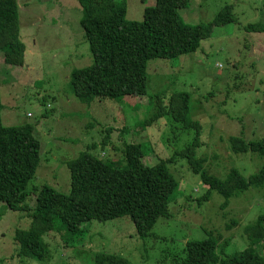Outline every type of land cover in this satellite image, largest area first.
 Here are the masks:
<instances>
[{"label":"rangeland","instance_id":"374dc122","mask_svg":"<svg viewBox=\"0 0 264 264\" xmlns=\"http://www.w3.org/2000/svg\"><path fill=\"white\" fill-rule=\"evenodd\" d=\"M17 3L25 61L22 67H10L0 53V96L3 125H35L42 143L43 160L29 185L34 193L31 208L37 206L35 191L45 185L70 193L66 163L87 149L104 160L122 161L125 143L142 145L147 162L169 161L179 183L171 216L161 218L153 231L159 240H140L130 217L91 222L83 247L69 246L52 234L48 264H96L98 255L125 258L131 264H176V258H184L187 242L210 235L220 246L230 241L239 254L248 250L245 229L264 212V187L235 195L229 206L222 194L212 192L200 207L198 199L207 187L177 154L193 145L196 131L177 124L168 109L174 95L190 94L189 118L201 126L195 156L205 160L210 174L226 179L232 169H239L249 178L260 171L263 159L251 152L235 153L231 138H264V33L247 29L264 25V0H193L189 8L179 10L187 24L209 23L228 5L235 8L236 23L216 28L194 54L152 61L148 97L98 100L91 106L83 105L70 87L72 73L93 64L79 1ZM156 3L128 0V19L144 21L146 8ZM109 129L111 138L104 147ZM18 230L39 232L40 227L29 212H13L0 202V264H41L19 254L14 242ZM261 248L257 250L264 258Z\"/></svg>","mask_w":264,"mask_h":264},{"label":"trees","instance_id":"16d2710c","mask_svg":"<svg viewBox=\"0 0 264 264\" xmlns=\"http://www.w3.org/2000/svg\"><path fill=\"white\" fill-rule=\"evenodd\" d=\"M82 8L81 26L89 43L93 64L76 70L70 77V87L76 98L91 106L96 101L117 102L124 97H148L149 65L155 60L174 61L196 53L202 42L211 38L218 27L234 24V7L228 5L209 23L187 24L179 13L189 8L193 0H157L145 10L142 22L128 19V0H78ZM248 30L264 33V25L253 24ZM0 53L10 67H22L26 48L20 37L17 0H0ZM191 96L179 93L172 97L168 115L177 124L195 130L194 143L177 154L188 160L195 175L200 177L207 192L198 199L201 207L212 192L231 199L251 187H264V163L260 171L244 177L232 169L226 179L210 174L205 160L196 158L201 126L189 118ZM0 96V202L13 212H29L40 231L18 230L14 242L20 255L36 259L41 264L50 261L49 238L52 234L69 246L83 247L90 227L88 223H106L130 217L139 239L159 240L153 233L161 218L171 216V207L179 194V183L169 161H148L147 148L124 144L122 161L104 160L89 149L66 163L70 171L71 191L63 194L45 185L37 189L35 208H31L29 190L42 158V143L35 135V125L5 127ZM164 111V110H163ZM163 117V113L158 118ZM109 129L106 144L111 138ZM238 154L254 153L264 161V138L246 142L239 136L231 138ZM105 147V145H104ZM95 149V148H94ZM236 224V222H235ZM231 227V226H229ZM250 248L237 253L227 241L220 246L218 238L187 242L184 258L176 264H264L257 248L264 255V212L257 222L245 229ZM47 238V239H46ZM96 264H131L128 259L98 255Z\"/></svg>","mask_w":264,"mask_h":264},{"label":"crops","instance_id":"0c3cea01","mask_svg":"<svg viewBox=\"0 0 264 264\" xmlns=\"http://www.w3.org/2000/svg\"><path fill=\"white\" fill-rule=\"evenodd\" d=\"M235 9V8H234Z\"/></svg>","mask_w":264,"mask_h":264}]
</instances>
